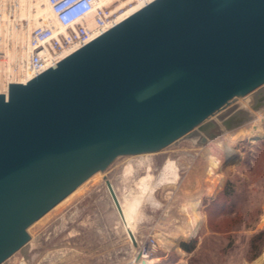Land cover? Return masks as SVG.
<instances>
[{
	"label": "water",
	"instance_id": "95a60500",
	"mask_svg": "<svg viewBox=\"0 0 264 264\" xmlns=\"http://www.w3.org/2000/svg\"><path fill=\"white\" fill-rule=\"evenodd\" d=\"M263 84L264 0H154L11 82L0 92V264L118 157L251 120L231 108L211 118Z\"/></svg>",
	"mask_w": 264,
	"mask_h": 264
},
{
	"label": "rangeland",
	"instance_id": "374dc122",
	"mask_svg": "<svg viewBox=\"0 0 264 264\" xmlns=\"http://www.w3.org/2000/svg\"><path fill=\"white\" fill-rule=\"evenodd\" d=\"M15 6L19 12V2ZM263 87L252 92L258 97L253 105L239 97L211 118L221 123L245 109L253 112L249 121L221 125L211 136L196 128L158 152L118 157L88 191L2 264H147L154 258L157 264H264ZM211 155L218 159L216 167ZM168 160L176 162L178 176L164 180ZM106 179L125 208L138 201L130 219L134 239ZM193 209L201 224L189 236ZM190 240L196 247L188 252L180 243Z\"/></svg>",
	"mask_w": 264,
	"mask_h": 264
},
{
	"label": "built area",
	"instance_id": "2783aa9c",
	"mask_svg": "<svg viewBox=\"0 0 264 264\" xmlns=\"http://www.w3.org/2000/svg\"><path fill=\"white\" fill-rule=\"evenodd\" d=\"M47 1L54 13L55 22L35 26L30 31L29 52L23 69V76L28 80L154 0ZM134 8L131 14L120 18Z\"/></svg>",
	"mask_w": 264,
	"mask_h": 264
},
{
	"label": "bare ground",
	"instance_id": "6f19581e",
	"mask_svg": "<svg viewBox=\"0 0 264 264\" xmlns=\"http://www.w3.org/2000/svg\"><path fill=\"white\" fill-rule=\"evenodd\" d=\"M18 2L20 4L19 12H17L18 7L15 6ZM8 7H10L11 11L14 10V14H8L6 12V10H10ZM134 10L135 8L126 11L120 18H124L125 16L131 14ZM23 20H26V24ZM48 22H55V17L47 0H0V92L5 93L11 82H26L28 80L26 76H23V69L29 52L28 40L30 31L33 27L43 25ZM259 95L264 96V87L259 92ZM257 100L258 97L256 94L251 93L245 97V101L249 106L253 105ZM261 109L264 110V105ZM251 114H253V112L250 111L249 115L251 116ZM209 159L211 167H216L218 159L212 155ZM177 171L178 167L176 162L168 160L164 168V180H169L171 178L170 175H173L174 177L178 176ZM143 180L146 181L144 178ZM143 184L145 189L147 184L145 182ZM144 191H146V189ZM115 192L122 209L121 217L126 223L125 225L128 229V233L129 235L133 233L135 236V230L133 229L134 224L132 226L130 219L133 212L137 210L138 201L129 204V207L125 208L127 203H125L126 205L123 204V200L121 201L116 189ZM134 199L135 198H133V200ZM198 202L199 200H196L195 202L188 204V206H195ZM189 223H191L192 227V230L189 233V236H191L197 232L201 224L197 209H193ZM157 261L158 260L155 258L152 260L146 259L147 264H157ZM140 264H144L143 260L140 261Z\"/></svg>",
	"mask_w": 264,
	"mask_h": 264
},
{
	"label": "trees",
	"instance_id": "16d2710c",
	"mask_svg": "<svg viewBox=\"0 0 264 264\" xmlns=\"http://www.w3.org/2000/svg\"><path fill=\"white\" fill-rule=\"evenodd\" d=\"M180 246L182 249L185 251L191 252L195 249L196 247V241L195 240H190V241H182L180 243Z\"/></svg>",
	"mask_w": 264,
	"mask_h": 264
}]
</instances>
